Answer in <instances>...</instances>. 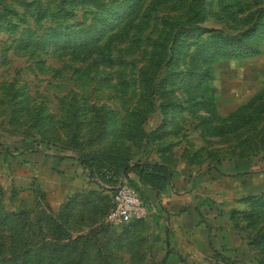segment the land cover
<instances>
[{
    "label": "rangeland",
    "instance_id": "rangeland-1",
    "mask_svg": "<svg viewBox=\"0 0 264 264\" xmlns=\"http://www.w3.org/2000/svg\"><path fill=\"white\" fill-rule=\"evenodd\" d=\"M0 264H264V0H0Z\"/></svg>",
    "mask_w": 264,
    "mask_h": 264
},
{
    "label": "crops",
    "instance_id": "crops-1",
    "mask_svg": "<svg viewBox=\"0 0 264 264\" xmlns=\"http://www.w3.org/2000/svg\"><path fill=\"white\" fill-rule=\"evenodd\" d=\"M34 165H36L40 169V172L42 174H44L46 177H48V179L49 178L52 179V180H48V182L49 181H55L57 179H59V180L70 179L71 176L74 175L72 172H73V170L75 171V169H73V168L78 166L76 161L69 164L67 162L64 163L63 161H60L59 159H53V158L49 159V158H45V157L38 159V161L36 160L34 162ZM79 168H80V166H79ZM132 178L135 179V176L133 175ZM136 183H137V181H136ZM172 186L173 185H170V186L168 185V187H166L162 191L161 198L164 199V197L167 196L168 197L167 200L173 202V203H171V208L169 209V211H170L169 213L174 214V216L172 217V219H174L176 221L173 224L174 230L175 231L187 230L188 227L185 226L186 224L184 223V221H182V219H184V217L187 216L189 214V212H192L190 209L186 208L188 206V204L190 203L188 200L187 194H186L189 192L190 187H188V189L185 190V193L181 192L179 195L174 196L172 193V191H173ZM176 186H177V188L179 187L182 190L186 189V186L181 185V183H179V181L177 182ZM136 187L142 193V197H143L144 201H146L144 197H147L148 199H152V198L155 199L159 194L156 191H154L153 189H151L150 187L141 186V185H139V183H138V186H136ZM156 199L158 201L160 199V197H157ZM172 204H173V206L176 205V208H172ZM148 211H149V208H148ZM177 214H180V217H175Z\"/></svg>",
    "mask_w": 264,
    "mask_h": 264
},
{
    "label": "built area",
    "instance_id": "built-area-1",
    "mask_svg": "<svg viewBox=\"0 0 264 264\" xmlns=\"http://www.w3.org/2000/svg\"><path fill=\"white\" fill-rule=\"evenodd\" d=\"M83 172L90 177L88 170L83 168ZM133 175V173H128L120 177L119 183L114 189L112 208L106 217L107 224H129L148 216L149 211L146 202L131 187L130 180Z\"/></svg>",
    "mask_w": 264,
    "mask_h": 264
},
{
    "label": "trees",
    "instance_id": "trees-1",
    "mask_svg": "<svg viewBox=\"0 0 264 264\" xmlns=\"http://www.w3.org/2000/svg\"><path fill=\"white\" fill-rule=\"evenodd\" d=\"M77 162V161H76ZM81 163V162H80ZM78 164V163H77ZM131 163H127L126 165H125V167H124V169H123V171H122V173H121V175H120V177L122 176V175H126V174H128V173H133L134 175H138L139 177L141 176H143L144 175V169L142 168V165H140L139 163H133L132 165H130ZM82 166H84L83 168H85L86 170H88V172H89V175H90V177L93 175V169H90L89 167H87L86 165H82ZM104 172H105V175H106V178L107 179H110V178H108V174H109V172L108 171H103V173L102 174H104ZM111 177H112V175H110ZM159 184H160V182H157V183H155V186L154 187H152V189L154 190V191H156V192H160V190H162L161 188L162 187H160L159 186Z\"/></svg>",
    "mask_w": 264,
    "mask_h": 264
}]
</instances>
